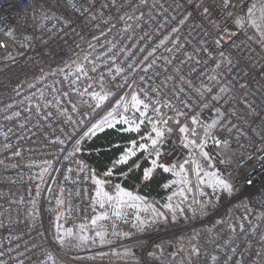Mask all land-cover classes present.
Listing matches in <instances>:
<instances>
[{
  "label": "built area",
  "instance_id": "built-area-1",
  "mask_svg": "<svg viewBox=\"0 0 264 264\" xmlns=\"http://www.w3.org/2000/svg\"><path fill=\"white\" fill-rule=\"evenodd\" d=\"M251 2H240L237 20L224 0H0V264H43L56 209L70 231L91 221L95 170L76 145L107 105L94 111L88 93L79 104L69 95L88 79L111 101L131 90L143 121L164 110L234 148L222 163L187 147L178 128L160 138L159 163L191 157L231 198L201 229L152 220L117 244L146 243L142 263L155 264L145 259L153 244L195 231V246L164 253L167 264H264V43L244 32L264 1Z\"/></svg>",
  "mask_w": 264,
  "mask_h": 264
},
{
  "label": "trees",
  "instance_id": "trees-1",
  "mask_svg": "<svg viewBox=\"0 0 264 264\" xmlns=\"http://www.w3.org/2000/svg\"><path fill=\"white\" fill-rule=\"evenodd\" d=\"M242 1L224 0L227 10L237 20L239 18L236 14V8ZM255 5L256 0H252L251 6L255 7ZM260 13L261 16L259 15ZM253 17L254 21L244 28V32L252 39L264 43V5L259 4V7L255 9L252 15ZM68 70H70L69 65H63L59 69L62 75ZM84 92L92 96L94 111L99 110L111 97V93L101 83L93 79L82 82L77 87L76 92L69 93V95L75 103L79 104V95ZM126 94L131 95L133 92L130 90ZM176 128H178L182 142L187 147L194 146L196 149L203 150L215 162L230 163L232 161L234 155L233 146L230 143L213 141L210 135V128L206 124L202 122L194 124L183 123L181 118L174 114L169 115L164 110H161L156 117L148 121L133 119L126 115L117 120L115 119L109 126L100 130L96 128L87 133L76 145V151L80 158L92 165L95 170V178H102L103 181H114L117 189L119 186L136 192L146 200L165 204L170 194L178 187L179 171L172 166L164 165L157 161L151 141L157 139L156 131L167 135ZM181 128H184L185 131L181 132ZM141 145H144V147H141ZM130 150L133 153L131 155H129ZM125 156L128 157L127 160L117 163ZM153 160H156L155 165L152 163ZM192 163L196 162L190 157L182 165L187 164L190 167ZM160 165L168 168V171H165L164 167ZM47 169L48 167L44 168L45 172ZM148 169H151V172L146 178L145 171ZM57 211V209L54 211V215L59 219V237V230L66 225L60 219ZM174 213L180 217L182 209L179 206H175ZM190 217L191 215L187 213L186 218L189 219ZM162 222L164 221L162 220ZM199 228L201 229L202 227ZM194 234L195 231L180 238L173 237L153 244L145 254V259L150 263L167 264L163 254L179 256L181 248L186 249L189 246H195ZM145 246L146 243L139 242L122 247L121 250L124 252H131L132 249H135L133 250L134 254H138L133 259L135 262L128 263V256H124L122 258L123 261L116 264H137L139 262L142 264L140 253Z\"/></svg>",
  "mask_w": 264,
  "mask_h": 264
},
{
  "label": "rangeland",
  "instance_id": "rangeland-1",
  "mask_svg": "<svg viewBox=\"0 0 264 264\" xmlns=\"http://www.w3.org/2000/svg\"><path fill=\"white\" fill-rule=\"evenodd\" d=\"M259 2L261 0H256V3ZM258 7L259 5L256 9ZM259 15L261 16V13ZM106 105L104 113L92 130L103 129L124 115L141 120L142 109L134 94H122L114 101L109 99L104 106ZM176 169L179 171L178 187L170 194L167 202L161 205L165 209L161 206L159 208L157 201L128 194L119 186L112 195L102 189L98 191L95 194L96 205L104 211L96 216L103 221L89 223L90 227L88 225L77 231H70L69 236L72 239L68 238L65 241L58 237L54 250L43 264H104L122 259L124 256H128V263L135 262L133 259L138 254H134L135 249L131 252L121 250L122 247L133 244L130 242L131 239L128 245L117 243L124 241L129 234L142 228L148 221H157L164 226L189 224L198 228L216 222L218 213L231 198V191H226L221 186L220 182L224 180L216 174L203 171L197 163L194 165L193 175L187 164ZM102 181V178H97L98 187ZM175 206L185 211L180 213V217L174 213ZM187 213L191 215L189 219L186 218ZM143 251L140 253L141 258ZM115 263L117 262H113Z\"/></svg>",
  "mask_w": 264,
  "mask_h": 264
},
{
  "label": "crops",
  "instance_id": "crops-1",
  "mask_svg": "<svg viewBox=\"0 0 264 264\" xmlns=\"http://www.w3.org/2000/svg\"><path fill=\"white\" fill-rule=\"evenodd\" d=\"M194 165H195V163H192V164H190V167H189V165H188V170L191 172V174L193 175V171H194V174H195V170H194ZM183 166V165H182ZM197 167V166H196ZM180 170V169H179ZM195 177V176H194ZM96 180H97V178H95V183H96ZM97 185V184H96ZM100 185H101V183L99 184V187H100ZM98 186V185H97ZM99 187H98V190H97V192L98 191H100V189H99ZM124 191H126V193H128V194H131V195H135V196H138V197H141L140 195H138L136 192H133V191H130V190H126V189H123ZM96 192V193H97ZM142 198V197H141ZM97 203H96V195H95V204H94V207H93V212H92V217H91V221H90V224H92V223H94V222H99L100 221V223L103 221L102 219H99V218H97V216L96 215H99V214H102V212L104 211L100 206H98V205H96ZM158 204H159V208H164L165 209V207L164 206H161L162 204H160V202H158ZM161 206V207H160ZM161 210V209H160ZM182 212H185V211H183L182 210ZM99 217V216H98ZM62 224V223H61ZM89 227H90V225H89ZM138 228V227H137ZM140 230V229H139ZM138 231V230H137ZM133 232H136V231H133ZM132 232V233H133ZM59 237H60V239H64L65 241L66 240H68V238L69 239H72L70 236H69V233H70V230H69V228H67L66 226L63 228V229H60L59 230ZM123 258V257H122ZM105 260V259H104ZM121 262V261H123L122 259H118V260H115V261H112V262H109V263H107V262H105L104 264H113V262ZM119 262V263H120ZM116 264V263H115Z\"/></svg>",
  "mask_w": 264,
  "mask_h": 264
},
{
  "label": "snow or ice",
  "instance_id": "snow-or-ice-1",
  "mask_svg": "<svg viewBox=\"0 0 264 264\" xmlns=\"http://www.w3.org/2000/svg\"><path fill=\"white\" fill-rule=\"evenodd\" d=\"M205 11H207V9H205ZM249 11H251V9H249ZM225 31H226V30H225ZM216 42H217V43H222V42H228V41H223V40H222V37H221V38L217 39ZM221 55H223V53H221ZM180 131L183 132V131H185V129H184V128H181ZM163 135H164L163 132L156 131V137H157V139H153V140L151 141L152 145H153V146H156V145H157V142H158V139L162 138ZM141 147H144V145H141ZM131 154H133V153H132L131 150H130L129 155H131ZM163 154H164V153H163V149H162V148H160V149H158V150L156 151V155H157V157H161V156H163ZM127 158H128L127 156L122 157V160H121V161H117V163L123 162L124 160H127ZM152 163L155 165V164H156V160H153ZM160 166H161V167H164L163 165H160ZM164 170H165V171H168V168L164 167ZM150 172H151V169H148V170L145 171V177H146V178L149 176ZM220 183H221V186H222L226 191H231V186H230L229 184H227V183L224 182V181H221Z\"/></svg>",
  "mask_w": 264,
  "mask_h": 264
}]
</instances>
